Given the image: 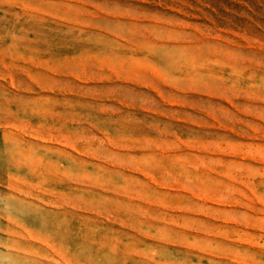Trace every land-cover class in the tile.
Instances as JSON below:
<instances>
[{"label": "rangeland", "instance_id": "1", "mask_svg": "<svg viewBox=\"0 0 264 264\" xmlns=\"http://www.w3.org/2000/svg\"><path fill=\"white\" fill-rule=\"evenodd\" d=\"M0 264H264V0H0Z\"/></svg>", "mask_w": 264, "mask_h": 264}]
</instances>
